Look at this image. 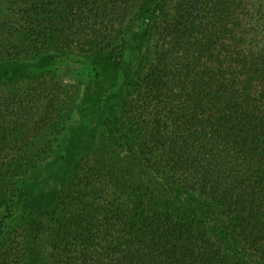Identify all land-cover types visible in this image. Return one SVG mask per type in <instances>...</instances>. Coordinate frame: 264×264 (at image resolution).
<instances>
[{
    "label": "trees",
    "instance_id": "1",
    "mask_svg": "<svg viewBox=\"0 0 264 264\" xmlns=\"http://www.w3.org/2000/svg\"><path fill=\"white\" fill-rule=\"evenodd\" d=\"M163 1L6 0L30 53L77 42L121 64L133 23L139 60L155 52L124 129L109 126L139 148V184L105 204L96 182L81 188L52 226L47 264H243L242 252L264 264V0H178L160 18ZM14 34L0 23V62L19 55Z\"/></svg>",
    "mask_w": 264,
    "mask_h": 264
},
{
    "label": "rangeland",
    "instance_id": "2",
    "mask_svg": "<svg viewBox=\"0 0 264 264\" xmlns=\"http://www.w3.org/2000/svg\"><path fill=\"white\" fill-rule=\"evenodd\" d=\"M167 1L159 6L160 18L173 12L178 0ZM0 19L15 31L10 48L19 52L0 62V162H8L0 165V264H47L52 226L65 218L81 188L96 182L103 197L97 202L105 204L117 186L139 184L132 153L139 148L116 142L119 134L109 126L124 129V102L138 93L133 86L155 52L150 43L147 58L139 60L133 23L130 51L121 64L91 58L77 42L54 57L40 48L30 53L33 36L6 0H0ZM21 160L24 168L28 161V171ZM233 246L242 251L239 243ZM241 255L243 264H255Z\"/></svg>",
    "mask_w": 264,
    "mask_h": 264
}]
</instances>
